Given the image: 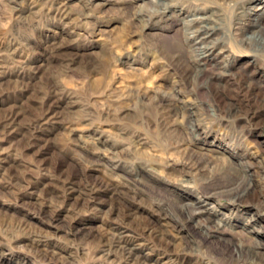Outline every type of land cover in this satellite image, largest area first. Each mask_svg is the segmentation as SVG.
Instances as JSON below:
<instances>
[{
  "label": "rangeland",
  "instance_id": "374dc122",
  "mask_svg": "<svg viewBox=\"0 0 264 264\" xmlns=\"http://www.w3.org/2000/svg\"><path fill=\"white\" fill-rule=\"evenodd\" d=\"M127 263L264 264V0H0V264Z\"/></svg>",
  "mask_w": 264,
  "mask_h": 264
},
{
  "label": "bare ground",
  "instance_id": "6f19581e",
  "mask_svg": "<svg viewBox=\"0 0 264 264\" xmlns=\"http://www.w3.org/2000/svg\"><path fill=\"white\" fill-rule=\"evenodd\" d=\"M158 1V0H157ZM162 2V1H161ZM160 4V3H159ZM164 4V3H163ZM110 10V9H109ZM240 12V11H239ZM262 12V11H261ZM245 13V12H244ZM257 18V17H256ZM259 19V18H258ZM204 20V19H203ZM210 21V20H209ZM253 21H255V20H253ZM193 22V21H192ZM250 23V22H249ZM252 24H254V23H252ZM190 25H192V24H190ZM256 25V24H255ZM195 26H196V30L197 31H199V37L198 38H200V40L201 41H206L207 39H209V38H211L214 34H215V30L213 29V28H210V27H208V26H206V25H203V23L202 24H200L199 22H197V23H195ZM259 28H261V27H259ZM195 30V29H194ZM197 40V39H196ZM251 41V40H250ZM198 45V44H197ZM193 46V45H192ZM69 62V61H68ZM171 111V110H170ZM239 190V189H238ZM236 193V192H235ZM211 194V193H210ZM230 194H232V193H230ZM234 194V193H233ZM236 196H237V199L238 198H240L241 196H242V194L241 193H237L236 194ZM184 205V204H183ZM186 207V206H185ZM188 207V206H187ZM189 208V207H188ZM187 209V208H186ZM199 210H201V209H199ZM206 214V213H205ZM201 215H204V211H200V212H198L196 215H193V213L192 214H189L188 213V217L189 218H191V219H195L196 220V218L197 217H201ZM210 215V214H209ZM202 218V217H201ZM207 218V217H206ZM210 219V218H209ZM200 220V219H199ZM203 221V220H202ZM210 221V220H209ZM195 222V221H194ZM199 222V221H198ZM211 222V221H210ZM195 223H197V221L195 222ZM196 225V224H195ZM194 225V226H195ZM198 225V224H197ZM196 227V226H195ZM197 229V228H196ZM198 230V229H197ZM121 235H122V233H121ZM123 235H124V233H123ZM121 237V236H120ZM116 239V238H115ZM111 241V240H110ZM109 241V242H110ZM112 241H116V240H112ZM140 243V242H139ZM112 244V243H111ZM121 244V243H120ZM138 244V243H137ZM123 247V246H122ZM131 247V246H130ZM130 247H129V249H128V254H130V253H133V251L130 249ZM134 249V248H133ZM121 251H122V248H121ZM106 252V251H105ZM250 252V251H249ZM103 254H104V250H103V252H102ZM110 254H111V252H110ZM105 255V254H104ZM132 255V254H131ZM108 256V255H107ZM128 256V255H127ZM125 258V257H124ZM136 258H137V256H136ZM139 258V257H138ZM126 261V260H125ZM133 261V260H132ZM128 264V263H127Z\"/></svg>",
  "mask_w": 264,
  "mask_h": 264
}]
</instances>
